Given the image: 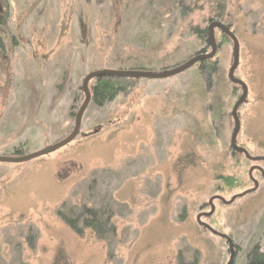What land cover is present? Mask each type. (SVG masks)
Masks as SVG:
<instances>
[{
	"label": "rangeland",
	"instance_id": "obj_1",
	"mask_svg": "<svg viewBox=\"0 0 264 264\" xmlns=\"http://www.w3.org/2000/svg\"><path fill=\"white\" fill-rule=\"evenodd\" d=\"M0 9V156L67 137L89 73L175 68L210 51L193 29L216 21L239 43L234 75L248 92L237 145L264 157V0H0ZM214 36L210 82L195 66L166 80L133 79L112 103H89L67 146L0 163V264L227 263L225 240L198 227L199 207L251 189L250 167L264 171V162L231 152L241 89L227 78L231 41ZM252 178L256 191L231 205L215 202L208 219L238 246L234 264L256 245L264 252V181L257 172ZM84 205L111 216L102 240L61 220L59 211L68 217Z\"/></svg>",
	"mask_w": 264,
	"mask_h": 264
},
{
	"label": "water",
	"instance_id": "obj_2",
	"mask_svg": "<svg viewBox=\"0 0 264 264\" xmlns=\"http://www.w3.org/2000/svg\"><path fill=\"white\" fill-rule=\"evenodd\" d=\"M207 26H208L207 27L208 36L206 39V43L210 51L208 53L198 52L195 55H193L191 58H189L187 61L183 62L181 65L175 68L164 70V71L157 72V73L153 71L150 72V71H136V70L135 71L134 70H121V71L120 70H99L93 73H89L86 77H84L82 81L81 91L84 95V99L75 114L74 124H73V128L70 134L64 139H62L61 141H59L58 143L52 146L46 147L44 149H41L40 151L31 153V154L22 155V156H9V157L0 156V163L19 164V163L29 162L30 160H34V159H37L43 156H47L51 153H54L57 150L70 144L75 139V137H77L79 134L82 117L91 101L89 84L94 79L101 78V77H113V78H124V79H131V80L132 79L134 80L145 79V80H152V81L153 80H166L172 77L174 78L175 76H178L190 70L191 68H193L194 66H196L202 61L212 60L215 57V54L218 49V45L216 43V39L214 36L215 30H218L223 36H225L232 43V64L231 66H229L230 68L228 70L227 78L231 84L241 89V95L240 97H238L235 105L232 108V112H231V117L233 119L234 128H233V131L230 137V149L235 154L243 155L245 159L251 163L257 164L262 161L264 162V157H253V156L251 157V155L244 148L242 147L240 148V146L237 145V136L240 131V120L238 118L237 111L240 108V106L246 101L247 94H248L246 85L241 80L235 78V75H234L238 67V64H239V56H238L239 55V43L229 26H225L222 23L216 22V21L211 22ZM253 170L260 171L264 179L263 171L257 165H254L252 168H250L249 174H248L249 179L253 183V187L251 189L239 195L233 196L229 201H226L224 198L219 197V196L212 197L209 200L210 211L206 214L198 215L196 218V222L199 227H201L203 230L208 231L213 236H217L225 240L228 246V251H229V256H228L229 259L227 263L225 264H234V259H235L234 256L236 252H235V246L231 238L226 235L223 236V234H220L216 232L215 230H213L208 224L201 221V217H210V215L214 213V205H212L213 204L212 202L214 200L219 201L223 205H231L236 199L242 198L256 191V189L258 188V182L252 179L251 174Z\"/></svg>",
	"mask_w": 264,
	"mask_h": 264
},
{
	"label": "trees",
	"instance_id": "obj_3",
	"mask_svg": "<svg viewBox=\"0 0 264 264\" xmlns=\"http://www.w3.org/2000/svg\"><path fill=\"white\" fill-rule=\"evenodd\" d=\"M0 14V27L4 25V17ZM193 34L195 37L205 42L208 36L206 29H193ZM2 40L0 39V48ZM203 52V51H202ZM130 70L143 71L140 66L131 67ZM196 71L199 75L206 78L208 82L217 73V64L211 60L202 61L195 66ZM93 86L90 88L91 101L94 106L102 107L107 103H112V101L119 95L126 93L135 83L132 79L124 78H113V77H101L93 80ZM23 153L21 148H16L13 151L14 156H21ZM227 186H231L233 180L230 177L223 179ZM62 210V209H61ZM59 216L61 220L68 224L73 233L82 232L81 227L78 228L77 222H79L84 228L90 229L91 232L98 234L97 238L102 240L106 233L111 230V216H106V213L102 209H96L88 206H82L79 212H71L67 216H64L61 211H59ZM71 216V217H70ZM80 218V219H79ZM102 234H105L102 236ZM178 264H196L195 261L187 262L180 258ZM244 264H264V252L261 251L258 245L252 247L247 255Z\"/></svg>",
	"mask_w": 264,
	"mask_h": 264
},
{
	"label": "flooded vegetation",
	"instance_id": "obj_4",
	"mask_svg": "<svg viewBox=\"0 0 264 264\" xmlns=\"http://www.w3.org/2000/svg\"><path fill=\"white\" fill-rule=\"evenodd\" d=\"M0 14H2L1 13V9H0ZM2 16V15H1ZM222 35V34H221ZM232 152V151H231ZM232 154H235V153H233L232 152ZM238 155V154H237ZM245 158V157H244ZM247 161V160H246ZM251 163V162H250ZM261 163V162H260ZM254 164V163H253ZM258 164V163H257ZM254 166V165H253ZM253 166H251L250 168H252ZM258 166V165H257ZM259 167V166H258ZM261 170H262V168L261 167H259ZM263 171V170H262ZM252 172H257L258 174H260V177H261V179L264 181V179H263V175H262V173L260 172V171H257V170H253ZM263 173H264V171H263ZM251 176H252V174H251ZM252 179H254V178H252ZM255 180V179H254ZM251 181V180H250ZM256 182H257V180H255ZM252 182V181H251ZM252 185H253V183H252ZM258 186H259V183H258ZM214 196H219V195H213V196H211L209 199H208V201L206 202V203H204V204H202L200 207H199V213L197 214V216L198 215H202V214H206V213H208L209 211H210V205H209V200L212 198V197H214ZM219 197H221V196H219ZM215 202H217V203H220L219 201H217V200H214L212 203V205H214V203ZM206 209H208L207 211H205ZM214 210H215V205H214ZM209 219V217H201V221H203V222H205L204 220H206V224H208V220ZM199 227V226H198ZM201 228V227H200ZM206 231V230H205ZM208 232V231H207ZM233 242V241H232ZM234 244V243H233ZM227 245V244H226ZM235 246V245H234ZM227 248H228V246H227ZM238 250H239V248H238V246H235V255H237V253H238ZM229 252V251H228ZM235 257V256H234Z\"/></svg>",
	"mask_w": 264,
	"mask_h": 264
}]
</instances>
